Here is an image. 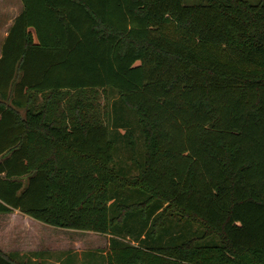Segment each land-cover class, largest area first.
I'll return each mask as SVG.
<instances>
[{
    "label": "trees",
    "instance_id": "trees-1",
    "mask_svg": "<svg viewBox=\"0 0 264 264\" xmlns=\"http://www.w3.org/2000/svg\"><path fill=\"white\" fill-rule=\"evenodd\" d=\"M22 3L0 56V213L117 236L140 219L107 264H264V0ZM107 88L144 139L133 179Z\"/></svg>",
    "mask_w": 264,
    "mask_h": 264
},
{
    "label": "rangeland",
    "instance_id": "rangeland-1",
    "mask_svg": "<svg viewBox=\"0 0 264 264\" xmlns=\"http://www.w3.org/2000/svg\"><path fill=\"white\" fill-rule=\"evenodd\" d=\"M184 1L186 4H191L202 0ZM251 1L257 2L258 0ZM22 8V0H0V37L5 32L3 28L8 27V23L21 12ZM99 91L98 103L101 116L109 126L112 137L116 140L113 165L127 179H133L138 174V168L133 159V148L128 143L131 134L135 139L137 158L142 160L145 153L144 139L140 133L137 118L134 112L122 103L117 90L107 88ZM141 198H143V194L138 191L126 190L118 195V199L125 202H135ZM31 220L35 223L30 220L26 221L24 214L19 211L15 214L0 213V228L8 236H12L16 231L21 232V229L23 231L26 229L22 234L26 238L24 251L31 252L32 255L36 251H41L42 257L45 258L41 264H107V255L112 248L114 238L121 242L137 244L139 242L136 241V235L143 229L140 219L129 222V226L132 228L131 232L122 230L120 236L114 233L106 234L62 228L38 220ZM182 226L183 232L188 236L193 234L195 228L192 225L182 224ZM169 239L170 236L165 237V241ZM0 245L5 246L2 242ZM31 261L37 262V260Z\"/></svg>",
    "mask_w": 264,
    "mask_h": 264
},
{
    "label": "crops",
    "instance_id": "crops-1",
    "mask_svg": "<svg viewBox=\"0 0 264 264\" xmlns=\"http://www.w3.org/2000/svg\"><path fill=\"white\" fill-rule=\"evenodd\" d=\"M12 22H13V19L8 23V25H7L8 27L7 28H3V30H5V32L0 37V56H1L2 44L4 42L5 37L8 34V29H9L10 25L12 24ZM17 211H19V210H15L12 213L15 214V212H17ZM5 214H10V213H5ZM24 216L26 218V221L30 220L31 222H34L31 219L36 220V219H34V218H32V217H30L28 215L24 214ZM21 230H22L21 232L16 231L13 234L14 238L12 239L13 235L12 236L5 235V231L2 228H0V233H1L0 242L4 243V245H5V246L0 245V249L5 251V252L13 254V256L16 259L20 258V260H24L25 257H27V259H31V260H34V261L37 260V261L42 262L43 259H45V258L42 257L41 251H36L33 255H32L31 252L24 251L26 249V244H25V241H24L26 238L22 234H23L24 231H26V229H24V231H23V229H21Z\"/></svg>",
    "mask_w": 264,
    "mask_h": 264
}]
</instances>
